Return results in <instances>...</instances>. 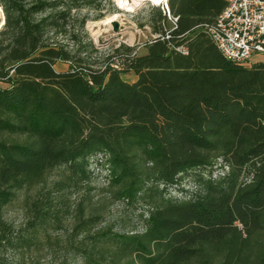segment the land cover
<instances>
[{
    "label": "trees",
    "instance_id": "16d2710c",
    "mask_svg": "<svg viewBox=\"0 0 264 264\" xmlns=\"http://www.w3.org/2000/svg\"><path fill=\"white\" fill-rule=\"evenodd\" d=\"M91 4L0 0V242L13 245L2 214L18 191L53 169L88 181L94 164L115 198L147 208L135 233H89L93 219L78 218L81 264H264V62L242 66L218 50L205 25L222 0H168V39L95 59L76 13ZM153 10L161 33L169 22ZM49 214L34 203L29 224Z\"/></svg>",
    "mask_w": 264,
    "mask_h": 264
},
{
    "label": "rangeland",
    "instance_id": "374dc122",
    "mask_svg": "<svg viewBox=\"0 0 264 264\" xmlns=\"http://www.w3.org/2000/svg\"><path fill=\"white\" fill-rule=\"evenodd\" d=\"M128 1L130 8L121 9L114 0H92L91 5H85L76 12L79 17H87L84 31L97 49L92 54L93 58L108 55L118 45L134 47L136 54L145 53L144 42L154 34L150 19L155 5L142 1L134 6L132 0ZM111 5L114 11L108 10ZM99 13L103 15L101 18H97ZM115 14L118 17L106 21ZM112 22L117 24V31L112 29ZM2 23L0 7V27ZM57 39L61 41L62 36H57ZM251 61H264V55H254ZM66 68V63L55 64L56 70ZM122 77L127 81L135 79L131 72ZM0 86L5 87L6 84L0 83ZM90 169L94 171L92 178L82 183L74 184L65 178L61 169H53L45 175L43 181L18 191L2 214L14 242L13 245L0 242V264H81L72 250L73 244L81 238L78 235L81 230H73L78 218L93 219L86 231L89 233L104 229L135 233L143 229L139 214L144 213L147 206L142 203L129 205L115 198L114 189L107 185L105 171L95 169L94 164H91ZM181 183L180 188H191L187 178ZM169 194L180 196L176 189H171ZM42 202L50 206L48 220L43 226L32 228L29 223L33 204ZM16 238L28 240L15 242Z\"/></svg>",
    "mask_w": 264,
    "mask_h": 264
},
{
    "label": "built area",
    "instance_id": "2783aa9c",
    "mask_svg": "<svg viewBox=\"0 0 264 264\" xmlns=\"http://www.w3.org/2000/svg\"><path fill=\"white\" fill-rule=\"evenodd\" d=\"M222 1L223 10L211 24L205 25V30L226 59L248 67L254 55H264V0ZM146 2L158 6L169 22V27H163V32L152 37L168 39L177 22V16L169 10L168 0ZM176 50L186 53L184 46Z\"/></svg>",
    "mask_w": 264,
    "mask_h": 264
},
{
    "label": "bare ground",
    "instance_id": "6f19581e",
    "mask_svg": "<svg viewBox=\"0 0 264 264\" xmlns=\"http://www.w3.org/2000/svg\"><path fill=\"white\" fill-rule=\"evenodd\" d=\"M115 3L118 5L119 8L125 9V8H130L129 1L128 0H114ZM146 0H132V4L135 6L137 5L138 2H142ZM154 3L158 2L159 0H153ZM132 7V6H131ZM118 15H113L112 17L106 19L107 22L114 20ZM105 22V21H104Z\"/></svg>",
    "mask_w": 264,
    "mask_h": 264
},
{
    "label": "water",
    "instance_id": "95a60500",
    "mask_svg": "<svg viewBox=\"0 0 264 264\" xmlns=\"http://www.w3.org/2000/svg\"><path fill=\"white\" fill-rule=\"evenodd\" d=\"M112 29L114 31H117L118 30L117 24L115 22H112Z\"/></svg>",
    "mask_w": 264,
    "mask_h": 264
},
{
    "label": "crops",
    "instance_id": "0c3cea01",
    "mask_svg": "<svg viewBox=\"0 0 264 264\" xmlns=\"http://www.w3.org/2000/svg\"><path fill=\"white\" fill-rule=\"evenodd\" d=\"M255 62V61H254ZM253 63V62H252Z\"/></svg>",
    "mask_w": 264,
    "mask_h": 264
}]
</instances>
